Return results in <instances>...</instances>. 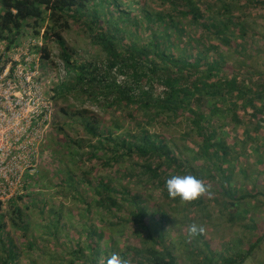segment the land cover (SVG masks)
Masks as SVG:
<instances>
[{"label":"trees","instance_id":"trees-1","mask_svg":"<svg viewBox=\"0 0 264 264\" xmlns=\"http://www.w3.org/2000/svg\"><path fill=\"white\" fill-rule=\"evenodd\" d=\"M210 1L163 0L167 11L154 12L141 5H137L138 10H133L132 6L137 2L126 5L127 9L123 10V0H0V43L4 45L5 53H10L20 47L28 28L48 22L46 44L39 52L45 60L51 58L47 42L52 32L64 62L61 61L66 78L58 79L57 97L72 94L77 100L84 99L83 104L97 105L112 115V121L104 124L87 110L76 111L73 115V124L80 125L85 135L98 140L88 153L89 162L96 166L101 160L104 169L117 164L129 172L130 167L125 169L123 165L137 161L131 165L136 180L143 178L144 183L161 189L168 200L181 198L168 194L165 181L170 175L166 170L174 168L185 175L189 171L200 180L208 178L209 174V179L216 184L212 200L228 212V221L248 222L242 227L253 237H243L237 249L207 259V263L257 264V254L264 245V230L254 217L259 209L256 203L264 200V191L257 186H242L237 179L238 175L248 177V167L253 161L260 167V173L264 172V136L261 137L264 134V71L259 72L251 63L247 65L254 57L244 46V43L252 46L255 42H264V37L242 16L236 15L232 7L245 1L249 8H264V0H218L221 9L208 7ZM71 20L83 22L95 40L93 42L106 53L107 62L102 66L107 70L104 74L120 66V72L129 74L132 82L126 85L117 81L111 83L99 73L101 67L74 59L62 37V32L71 28ZM187 21L194 24V31H188ZM39 34L36 31V35ZM143 34L148 37V42H142ZM262 49L264 46H260L256 54ZM5 58L6 55L1 58L0 65ZM3 70L4 67H0V73ZM158 85L163 86L162 93L157 90ZM139 115L143 117L139 133L116 135L121 129L120 117L135 120ZM162 120H188L192 124L200 142L199 154L193 160L203 162L201 167L205 168L194 167L183 157V149L160 133L150 132L148 126L153 127ZM59 132H63V128ZM73 144L78 148L86 145L83 139L73 141ZM74 152L79 154L78 149ZM39 174L46 178L41 172ZM58 177L63 188L76 191L74 173L64 175L60 172ZM85 178L91 179V172ZM96 179L93 190L99 198V206L109 214L107 220L121 222L114 228L125 230L128 220L138 219L135 222L143 224L152 242L147 250L149 264H177L163 242L164 230H153L150 225L147 198L132 193L127 187L115 185L110 179ZM38 185L42 187L40 183ZM45 198L34 196L27 207L37 209L42 222L45 213L38 207L49 205ZM3 205L0 202V211ZM13 210V225L23 230L24 235L28 234L31 224L25 222L24 209L16 206ZM49 212L51 218L42 223L44 233L54 232L57 240L64 227V211L55 208ZM3 228V215L0 214V232ZM84 230L88 233L89 253L79 244L76 250L66 253L71 259L66 264H99L100 243L107 233L86 223ZM111 241L116 249L117 241ZM240 248H244L243 254L239 253ZM0 250L2 264H16L19 253L12 240L0 236ZM111 255L108 253L104 258V264ZM58 260L63 261L65 257Z\"/></svg>","mask_w":264,"mask_h":264},{"label":"rangeland","instance_id":"rangeland-1","mask_svg":"<svg viewBox=\"0 0 264 264\" xmlns=\"http://www.w3.org/2000/svg\"><path fill=\"white\" fill-rule=\"evenodd\" d=\"M163 0H123V10L127 9L128 4L137 2L132 6L133 10H138L137 5L143 6V9H152L154 12L164 11L168 9ZM208 7H215L221 9V2L211 0ZM236 11V15L242 16L246 23L257 28V30L264 37V8H249L245 1L236 3L232 7ZM215 9V10H217ZM134 14V13H133ZM30 25H34L30 21ZM71 28L62 32V37L70 50L74 54V59L78 62H89L96 65L98 68L105 66L107 62L106 53L101 49L99 44L86 30L83 22L70 21ZM188 31H191L193 23L185 22ZM48 22L41 24L36 28H28L26 34L21 39L20 47L16 48L10 53H5L4 45L0 43V60L6 55L0 67L4 70L13 67H20L24 63H37L39 72L38 77L41 76L40 83L43 87L45 97V105H53V113L50 119L43 120V138L46 143L41 147L40 161L35 178L30 179L31 186L28 193L23 190H16L13 187L14 201L4 203L0 214L3 215V231L0 236L6 237V240H12L15 245V250L18 251L19 257L14 262L16 264H66L71 259L66 257V253L74 251L80 244L86 253H89V248L86 244L87 231L84 230V225H93L104 230L107 233L106 237L101 241V253L99 264H104V258L108 253L117 254L123 261V264H149L147 250L152 242L149 238L147 229L143 224L136 223L131 218L126 224V229L114 228L116 224H120V220L109 222V214H105L104 208L100 207L97 200L98 196L95 194L93 188L96 186L95 180L98 177L107 178L114 182L115 185L124 186L131 190L132 193H139L146 197V204L149 208V222L151 227L155 229H163L165 232L164 243L169 247L177 264H209L207 259L217 258L220 254H225L227 251L236 248L243 237L252 238L251 232L242 227L248 224L246 221L230 222L228 221V212L222 208V205L217 204L212 197L216 189V184L208 178L201 180L205 186L206 191L197 199L200 202L184 201L176 198L174 200L166 199L161 192V189H155L151 184L144 183V179L136 180L133 173L134 163L123 165L125 169L130 167L129 172L122 170V167L115 165L114 167L104 169L102 168L101 160L96 166L93 162H89L88 153L92 151V147L96 146L97 139L85 135L81 130L80 125L73 124L75 119L73 115L76 111L87 110L93 117L102 122L112 121V115L109 111L103 110L99 106L90 105L88 102L83 104L84 99H75L72 94H66L61 98L57 97L55 88L58 84V79L64 78V72H59V66L62 67V60L60 59V49L55 41L52 32L48 35L49 41L47 48L51 53V58L45 60L43 53L39 52L42 45H45L46 30L48 29ZM39 31V36L36 35ZM201 34V30H199ZM142 42H148V37L142 35ZM127 39L129 37L127 36ZM128 41V40H127ZM258 41V40H256ZM264 41V40H263ZM249 42V40L247 41ZM262 43V44H261ZM259 45V46H258ZM246 51L251 54L254 59L248 61L247 65L256 66L259 72L264 71V50L256 54L260 46H264V42L254 44L244 43ZM38 49V50H37ZM30 54L31 56H27ZM42 55V56H41ZM2 61V60H1ZM62 61V62H61ZM244 60L242 59L241 62ZM64 63V62H63ZM249 63V64H248ZM231 64V62H230ZM120 66L113 69L109 74H104L107 71L104 67L99 71L101 76L106 77L109 82L117 81L120 85H126L132 82L131 77L127 73L120 72ZM59 77V78H58ZM148 88V87H147ZM159 93H162L164 88L162 85L157 86ZM85 103V102H84ZM121 129L116 132V135L125 134V132H133L137 134L140 131L139 124L143 121L141 115L137 119L131 120L121 118ZM150 132L160 133L166 137L173 145H177L183 149V157L192 162V165L198 168H205L203 162L193 160V157L199 154V140L196 133L193 131V126L188 120L182 122H168L165 120L156 122L153 127H150ZM63 128V132L59 129ZM264 134H261L263 138ZM44 139V141H45ZM83 139L86 145L81 148L75 147L73 141ZM65 144V147L62 145ZM78 149L79 154H74V150ZM102 154V153H99ZM253 161V160H252ZM141 163V162H138ZM254 163L250 164L249 175H238L237 182L242 186L247 185L249 188L257 186L261 191H264V172L260 173V167H256ZM95 167V168H94ZM13 169V168H11ZM15 170V169H14ZM43 174L46 178H42ZM63 172L64 175L74 173V181L76 182V191L70 187L63 188L61 179L58 174ZM91 172V179L86 180L87 173ZM171 176L185 175L179 173L176 169L166 170ZM188 174L189 171H188ZM2 175H5L2 173ZM11 175L9 172L6 174ZM199 179V178H198ZM37 183H40L42 187ZM34 184H36L34 186ZM47 185V187H44ZM39 192L35 190L39 189ZM34 190V191H31ZM36 192V193H35ZM38 196L39 198L46 197L49 201L47 207H38L45 213V218L50 219V210L57 209V211H64V219L61 228L59 239L53 234L54 232H45L43 229L42 220L38 216L39 212L35 208H27L31 203V198ZM12 199V198H11ZM257 202L259 208L256 212L255 220L260 224V229L264 230V200ZM21 207L25 211V222L31 224L28 234L24 235L23 230L14 226L13 218L14 207ZM91 206V207H90ZM138 222V221H137ZM192 223H197L203 226L204 231L193 236L189 233L188 227ZM258 234V232H256ZM117 241L116 249L113 248V241ZM111 248L112 251L110 250ZM241 249V248H240ZM244 248L239 253H244ZM2 250H0V254ZM123 254H126L123 257ZM55 255V256H54ZM65 257V260H58ZM264 262V245L261 251L257 254L256 262ZM0 258V264H2ZM81 263V262H79Z\"/></svg>","mask_w":264,"mask_h":264},{"label":"built area","instance_id":"built-area-1","mask_svg":"<svg viewBox=\"0 0 264 264\" xmlns=\"http://www.w3.org/2000/svg\"><path fill=\"white\" fill-rule=\"evenodd\" d=\"M26 59L22 61L24 64L20 67L3 70L0 73V202L2 203H8L14 198L13 187L29 194L30 179L35 178L41 147L46 143V139L42 136L44 122L41 119L48 120L53 113V105H45L43 87L40 83L41 76H37L38 65L34 60L25 63ZM59 70L63 72V64L62 67L59 66ZM8 172L11 174L9 177L6 175Z\"/></svg>","mask_w":264,"mask_h":264},{"label":"clouds","instance_id":"clouds-1","mask_svg":"<svg viewBox=\"0 0 264 264\" xmlns=\"http://www.w3.org/2000/svg\"><path fill=\"white\" fill-rule=\"evenodd\" d=\"M165 186L171 197H180L184 201L195 200L206 191L203 181L191 174L173 175L166 179ZM188 231L195 236L203 232L204 229L203 226L192 223L189 225ZM106 264H123V261L116 254H112Z\"/></svg>","mask_w":264,"mask_h":264}]
</instances>
